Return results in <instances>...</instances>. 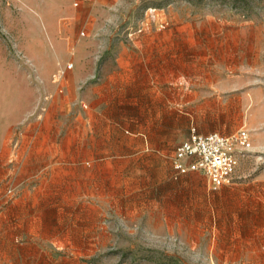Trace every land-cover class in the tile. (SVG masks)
<instances>
[{"label": "rangeland", "instance_id": "rangeland-1", "mask_svg": "<svg viewBox=\"0 0 264 264\" xmlns=\"http://www.w3.org/2000/svg\"><path fill=\"white\" fill-rule=\"evenodd\" d=\"M106 4L0 0V114L44 113L64 148L59 169L11 183L0 173V194L6 185L16 194L0 199V264H264L261 214L254 229L222 230L205 177H172L183 118L169 105L195 80L201 93L213 78L231 93L260 90L256 126H246L260 146L243 164L264 167V0ZM153 27L158 39L136 40ZM156 55L160 71L172 60L186 69L174 92L148 75ZM68 62L61 89L56 70Z\"/></svg>", "mask_w": 264, "mask_h": 264}, {"label": "crops", "instance_id": "crops-1", "mask_svg": "<svg viewBox=\"0 0 264 264\" xmlns=\"http://www.w3.org/2000/svg\"><path fill=\"white\" fill-rule=\"evenodd\" d=\"M96 1L98 7L106 8L108 0ZM161 27L165 28L166 32L171 30L168 24H165V27L161 25ZM147 34L146 37L142 36L136 40L140 43H148L158 39V30L155 27L151 28ZM76 56L79 64L80 57ZM173 56L174 54H172ZM158 63L157 55L154 59L151 58L149 77L152 80L155 78L158 83V78L165 76L169 87L173 86L174 92L175 78L176 76L177 78L185 76V67L176 70L174 60H172L171 64H167L166 68L160 71ZM71 70H67L64 77L59 80V84L62 85L61 89L66 88V83L62 84V82L66 81V74L68 76ZM196 78L199 79V77ZM152 80L150 92H158V85L153 87ZM200 81L195 80L191 83L188 98L177 101L173 97L172 100H169L173 117L178 112L183 118V123L177 127L179 142L173 147L170 157L173 178H177L172 169L174 149L189 137L192 127H195L201 134L217 132L231 135L240 128L248 126L253 129L256 126L252 125L253 113L249 109L262 95L260 90L253 89L250 93L246 91L231 93L229 80L217 81L213 78L207 83L209 88L201 93L203 89L200 86L204 85V82ZM30 115V108L27 105L14 117H11V114L7 115L9 117L0 114V173L11 174L8 183H11L12 180L15 181L17 173L43 174L48 170L59 169L64 164L62 159L64 156L63 138L57 128L54 124L47 126L48 119L44 113H39L37 116ZM142 136L145 137L143 134ZM250 137L252 149L259 147L260 141L257 135L252 133ZM261 146L264 147V142L261 143ZM93 150H91L92 155ZM249 155L239 156L232 180L214 191L219 197L220 213L218 217L222 222V230L254 229L256 213L261 214V220L264 221V167L243 164ZM36 176L40 177L41 175ZM205 186L208 189L207 184ZM9 188L14 189L13 186L6 185L0 194V199L5 203H13L16 199L15 193L12 196L7 194Z\"/></svg>", "mask_w": 264, "mask_h": 264}, {"label": "built area", "instance_id": "built-area-1", "mask_svg": "<svg viewBox=\"0 0 264 264\" xmlns=\"http://www.w3.org/2000/svg\"><path fill=\"white\" fill-rule=\"evenodd\" d=\"M72 67V62H68L65 67L57 68L58 81ZM251 150L252 141L247 128H240L231 135H223L217 132L201 134L192 127L189 137L174 149L172 169L176 175L189 171L202 174L208 189L215 191L232 180L239 156L250 154ZM7 194L12 196L14 190L7 189Z\"/></svg>", "mask_w": 264, "mask_h": 264}]
</instances>
